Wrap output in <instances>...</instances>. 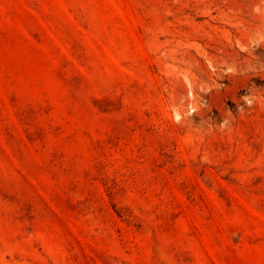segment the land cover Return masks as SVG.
Segmentation results:
<instances>
[{"label": "rangeland", "instance_id": "rangeland-1", "mask_svg": "<svg viewBox=\"0 0 264 264\" xmlns=\"http://www.w3.org/2000/svg\"><path fill=\"white\" fill-rule=\"evenodd\" d=\"M0 264H264V0H0Z\"/></svg>", "mask_w": 264, "mask_h": 264}]
</instances>
